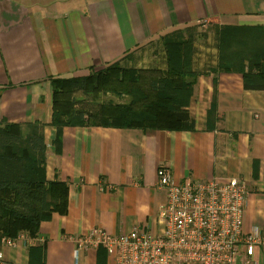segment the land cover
<instances>
[{
    "label": "crops",
    "instance_id": "1",
    "mask_svg": "<svg viewBox=\"0 0 264 264\" xmlns=\"http://www.w3.org/2000/svg\"><path fill=\"white\" fill-rule=\"evenodd\" d=\"M73 1L53 11L0 4V124L20 125L24 135L28 126H42L46 179L69 187L67 215L43 222L38 239L24 234L0 247V264H29V247L41 243L45 264H97L96 250L76 256L75 238L97 228L114 236L156 229L166 202L161 166L177 184L239 180L247 189L244 233L264 230V91H246L238 73H210L218 63L216 38L210 58L205 48L202 61L194 57L200 75L188 110L195 131L66 127L55 142L50 83L103 70L127 53L136 61L143 47L162 49L164 35L204 22L264 28V0ZM158 55L165 61L163 51ZM256 260L264 264V246Z\"/></svg>",
    "mask_w": 264,
    "mask_h": 264
},
{
    "label": "trees",
    "instance_id": "2",
    "mask_svg": "<svg viewBox=\"0 0 264 264\" xmlns=\"http://www.w3.org/2000/svg\"><path fill=\"white\" fill-rule=\"evenodd\" d=\"M198 27L161 37L165 69H139L133 66L134 55L127 53L85 77H50L55 142L66 127L195 131L188 108L200 75L194 70ZM214 28L218 63L210 73H238L246 91H264V28ZM109 94L128 102L104 101ZM28 129L24 135L20 125L0 124V247L24 234L38 239L43 222L68 213L67 183L46 179L43 127ZM106 256L99 249L97 264H107ZM29 264H45L42 243L29 247Z\"/></svg>",
    "mask_w": 264,
    "mask_h": 264
},
{
    "label": "built area",
    "instance_id": "3",
    "mask_svg": "<svg viewBox=\"0 0 264 264\" xmlns=\"http://www.w3.org/2000/svg\"><path fill=\"white\" fill-rule=\"evenodd\" d=\"M157 180L166 202L156 229L134 227L119 236L94 229L74 239L76 256L103 249L110 264H261L256 251L264 246V230L244 233L245 184L237 179L177 184L166 166L158 168Z\"/></svg>",
    "mask_w": 264,
    "mask_h": 264
},
{
    "label": "rangeland",
    "instance_id": "4",
    "mask_svg": "<svg viewBox=\"0 0 264 264\" xmlns=\"http://www.w3.org/2000/svg\"><path fill=\"white\" fill-rule=\"evenodd\" d=\"M73 2H76V1H73V0H0V4H2V5H5L3 3L11 4V5H14V3H15V5L17 4L21 8H23V6H24V7H26L27 10L30 9L31 11H32V9L33 10L44 9V10H52L53 11L57 5L67 4V5L72 6ZM195 35H196L195 36V40H196V42H195L196 53L195 54H197V56H199L196 59L198 61L203 60L202 59L203 57L200 54V52H204V51H201L202 48L209 50L208 52H206V57L210 58V55H211L210 50L215 46V28H214V26H210L208 23L204 22V23L200 24ZM161 50L162 49L159 45L158 46L150 45V46L143 47L142 49H140L138 51V53L136 55L137 59H136V61L134 60L133 66H135L139 69H145V68L151 69L153 66V64H152L153 56L155 57V60H158V63L160 65L163 64L164 63V61L162 60L163 56L161 58L158 55L159 53L162 52ZM194 61H195V58H194ZM129 64H130L129 66H131V63H129ZM103 100L104 101L112 100L116 103L128 102V98H124V99L122 98L121 99V98H118L112 94L104 96Z\"/></svg>",
    "mask_w": 264,
    "mask_h": 264
}]
</instances>
